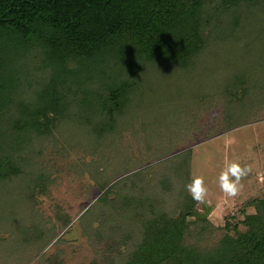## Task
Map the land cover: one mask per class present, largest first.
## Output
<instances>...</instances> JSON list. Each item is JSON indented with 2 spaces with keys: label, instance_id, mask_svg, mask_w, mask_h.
Segmentation results:
<instances>
[{
  "label": "rangeland",
  "instance_id": "rangeland-1",
  "mask_svg": "<svg viewBox=\"0 0 264 264\" xmlns=\"http://www.w3.org/2000/svg\"><path fill=\"white\" fill-rule=\"evenodd\" d=\"M218 3L210 0L206 10ZM260 7L241 3L211 14L206 28L214 30L190 68L149 63L137 73L125 71L137 81L136 100L118 116L112 132L98 138L76 119L63 118L52 135L28 134L13 152L3 145L21 168L18 177L0 184V264H118L138 237L136 198L177 213L186 196L192 197L185 186L193 173L204 178L207 194L202 202H194L207 215L212 231L200 244L220 239L232 215L229 227L238 224L244 229V215L256 211L251 203L264 198V14ZM234 14L239 21L236 28ZM224 66L242 80L225 77ZM219 67L222 73H216ZM208 84L217 86L216 96L204 99L212 86L202 87ZM229 90H238L241 96L235 98ZM78 109L76 103L70 106L71 113ZM187 152L189 160L171 159ZM232 162L249 169L234 196L223 192L218 183L220 173ZM41 173L48 177L44 187L35 181ZM128 174L115 187L135 198L134 205L97 201L103 183L108 187ZM118 196L110 194L114 199Z\"/></svg>",
  "mask_w": 264,
  "mask_h": 264
},
{
  "label": "trees",
  "instance_id": "trees-1",
  "mask_svg": "<svg viewBox=\"0 0 264 264\" xmlns=\"http://www.w3.org/2000/svg\"><path fill=\"white\" fill-rule=\"evenodd\" d=\"M241 3L261 4L264 14V0H219L212 12L206 10L210 0H0V184L19 176L13 147L28 134L52 135L63 118L76 119L98 138L112 132L118 116L136 100L137 81L125 71L137 73L149 63L190 68L214 30L206 28L210 15ZM223 72L235 75L225 66ZM216 73H222L220 67ZM216 90L213 85L204 99L216 96ZM229 94L241 96L238 90ZM72 103L79 107L75 113ZM188 152L171 159L189 160ZM181 165L188 171L187 161ZM127 176L108 187L103 183L97 201L134 205L135 198L115 187ZM37 179L46 186L47 176ZM136 200L138 237L118 264H264V198L251 203L256 211L244 215V229L229 227L232 215L220 239L209 245L200 243L211 236L210 223L192 197L186 196L177 213Z\"/></svg>",
  "mask_w": 264,
  "mask_h": 264
},
{
  "label": "clouds",
  "instance_id": "clouds-1",
  "mask_svg": "<svg viewBox=\"0 0 264 264\" xmlns=\"http://www.w3.org/2000/svg\"><path fill=\"white\" fill-rule=\"evenodd\" d=\"M248 171L247 167H242L237 162L228 163L218 177L220 189L226 194L234 196L238 192L241 179L247 175ZM185 187L193 200L197 202H202L207 194L204 178L195 173H193L190 183Z\"/></svg>",
  "mask_w": 264,
  "mask_h": 264
}]
</instances>
